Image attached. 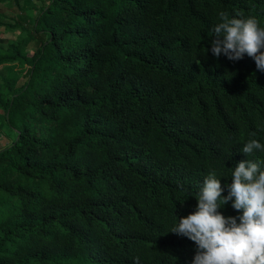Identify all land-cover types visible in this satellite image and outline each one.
I'll return each instance as SVG.
<instances>
[{"label":"trees","instance_id":"1","mask_svg":"<svg viewBox=\"0 0 264 264\" xmlns=\"http://www.w3.org/2000/svg\"><path fill=\"white\" fill-rule=\"evenodd\" d=\"M39 8L25 37L0 36V264H192L170 230L204 178L227 195L240 161L264 167L242 152L264 144V71L211 52L220 12L264 27V0Z\"/></svg>","mask_w":264,"mask_h":264},{"label":"clouds","instance_id":"2","mask_svg":"<svg viewBox=\"0 0 264 264\" xmlns=\"http://www.w3.org/2000/svg\"><path fill=\"white\" fill-rule=\"evenodd\" d=\"M214 27L211 52L237 61L247 54L264 71V27L254 17H229L219 13ZM252 135H255L253 133ZM264 151V144L249 139L242 152L248 157L254 151ZM228 194L222 195L220 177L213 170L203 180L197 193L196 210L179 218L171 232L195 242L192 264H264V167L262 162L240 161L231 174ZM234 198V199H233ZM232 201L241 214L225 217L218 209ZM239 221V222H238Z\"/></svg>","mask_w":264,"mask_h":264},{"label":"rangeland","instance_id":"3","mask_svg":"<svg viewBox=\"0 0 264 264\" xmlns=\"http://www.w3.org/2000/svg\"><path fill=\"white\" fill-rule=\"evenodd\" d=\"M50 0H7L0 3V12L3 14L2 20L15 25V29L4 31L0 27V36L4 39L3 45L8 46L10 40L21 39L27 35L32 28L39 7L45 5ZM1 68V67H0ZM0 135V141L4 142Z\"/></svg>","mask_w":264,"mask_h":264}]
</instances>
